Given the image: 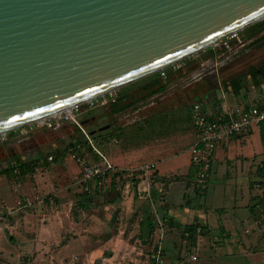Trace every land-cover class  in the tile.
I'll return each mask as SVG.
<instances>
[{
	"label": "rangeland",
	"instance_id": "obj_1",
	"mask_svg": "<svg viewBox=\"0 0 264 264\" xmlns=\"http://www.w3.org/2000/svg\"><path fill=\"white\" fill-rule=\"evenodd\" d=\"M261 22H264V19L254 24ZM244 30L238 33L239 41H242L245 36ZM257 37L258 39L253 38L251 43L239 44V41L233 40L229 43V48L220 53L223 49L221 45L224 39H222L212 47L172 66L176 69L178 65L182 67L183 61L195 59L196 62L193 60L195 63L189 69L181 68L172 72V67L167 68L168 73L163 80L165 83L163 90L154 97L151 96L144 101L137 102L142 111L141 114L150 112L151 108L153 114H171L177 103L185 100L186 90L201 86V90L206 92L208 87L204 81H207L210 89L217 87L216 83L219 81L214 77L216 70L221 74V79L231 77L229 75L232 73L236 75L243 70L245 73L249 68L248 64L252 67L259 66L264 59V32ZM208 49L215 50L213 58L208 55ZM233 51L236 53L238 51L234 57L231 56ZM201 58H207L208 61H202L204 59L199 61ZM226 59H230L225 63L226 66L216 68L217 64H223ZM135 89L136 87L133 90L130 89L129 93L135 95ZM250 93L259 100L264 97V91ZM134 97L138 99V94ZM137 109H128L122 114L111 115L106 108L89 109L87 104H82L81 112L77 113L76 120L80 124L86 120L83 128L89 135L91 130L97 133L99 128L108 127V125L116 127L125 125L126 121L130 123L138 113ZM59 115L0 135V171L9 167V164L19 163L23 158L40 157L32 174L28 173L24 177L18 176L17 178H14L11 172L9 175L0 174V201H4L0 203V264H178L180 258L189 253L195 255V259L190 264H228L216 258L228 254L222 251L225 247L218 237V230L214 229L218 225L216 219L211 216L212 214L204 210L207 213L205 219L210 222V229L209 231L206 229V233L199 236L196 247H191L187 233L183 235L182 231L164 223L162 218L164 212L161 208L162 196L155 190V185L152 184L154 190L151 187V191L156 193L154 197L151 195V198L143 196L142 187H144L145 180L138 187L134 185L136 181H140L138 178L142 175L127 180L129 178L125 177L126 173H124L122 176L126 179L119 178L121 180L117 181L115 175L109 174L104 183L107 186L103 185V188L114 191L116 201L110 203L107 202V197L104 199L98 195L93 199L91 206L84 208L82 201L85 188L89 186L95 191L99 189L95 187L94 181L85 183L82 180V169L76 160L78 156L86 157L90 163H98V165L106 160L112 165L113 173L116 174L120 171L134 170L143 163H149V160L146 157L147 153H141L133 161L129 160L132 161L129 163L126 161L128 158L122 159L120 155L136 152V149L128 148L124 151V145L129 147L133 144H125L117 138L116 141H110L98 136L95 139L90 137L93 146L99 152L98 155L79 129L70 122L63 121L57 128L43 125L44 122L55 121L54 119ZM92 118L93 122H89ZM162 132L148 131L150 134L148 139ZM162 139L157 137L140 150L157 147L162 154ZM193 140L192 138L189 142L192 144ZM73 144H77L75 147L77 150L70 147ZM185 144L183 142L182 147H185ZM169 146L172 144L167 147ZM49 156H52V161L46 164L44 160ZM115 162H123L124 166H115ZM220 170L217 164L212 166L208 189L203 198L199 200L206 209H213L219 199H223V187L233 188L232 192H237L238 196L236 204L242 205L241 193L244 192L242 185L236 186L228 183V178ZM146 175L151 176L149 173ZM193 178L194 173L192 172L191 180ZM149 185L148 182L145 190L149 188ZM127 187L133 190L140 189V192L138 191V194L133 191L127 193ZM253 192L259 194L256 190ZM187 195H189L190 202L197 205V202L193 200L196 197L194 191ZM18 203L21 206L28 204V207L13 212L12 210L16 207H21ZM220 204L223 202L221 201ZM243 210L246 212L245 209ZM148 214L156 221L157 227L151 238L144 243L141 240L138 225L142 215L146 217ZM186 221L193 222L191 218ZM215 236L217 241H215ZM244 236L243 249L245 251L254 253L261 248L259 243L262 239L253 236L252 233ZM248 240L254 242L248 243Z\"/></svg>",
	"mask_w": 264,
	"mask_h": 264
},
{
	"label": "water",
	"instance_id": "obj_2",
	"mask_svg": "<svg viewBox=\"0 0 264 264\" xmlns=\"http://www.w3.org/2000/svg\"><path fill=\"white\" fill-rule=\"evenodd\" d=\"M263 19L264 0H0V135L159 74Z\"/></svg>",
	"mask_w": 264,
	"mask_h": 264
},
{
	"label": "crops",
	"instance_id": "obj_3",
	"mask_svg": "<svg viewBox=\"0 0 264 264\" xmlns=\"http://www.w3.org/2000/svg\"><path fill=\"white\" fill-rule=\"evenodd\" d=\"M212 50L215 51L214 49ZM202 59L205 58H201L199 59V61H201ZM193 60L195 61V59L184 61L182 63V67L180 65L176 66V69L172 67V72H175L176 70L181 68L189 69V67L196 62H193ZM218 65L219 64L216 65V68H218ZM251 69L254 68L252 67L248 69L245 73H243L244 71H241L236 76L225 82L222 80L223 78L220 79V75H217L216 70V75L214 77L215 80L219 81L216 83L217 87L210 89L207 81H204V84H206V86L208 87V91H202V88H200L201 86L194 87L192 90H186V93H184L186 96L185 100H181L179 103H177V106H175L171 114H153V112H151L152 108L150 109V112L152 114L150 112L141 114L142 111L138 107L139 103H137L128 108H138L136 110L138 113H136L134 119H132L130 123L126 121L125 125H118L116 127L108 125V129L97 132L101 134L98 137L106 138L110 141H116L117 138L125 144H133L132 146L128 145L129 147H126V145L123 146L124 151H126L125 148L136 149V152L132 151L130 153H124L120 155V158L122 159L128 158V160L126 161H133L138 156V154L147 153L146 157L149 160V163H143L138 167L152 164L154 168L149 173L151 176L147 175L138 178L140 179V181H136L134 185L138 187V185L143 180H145V182H143L144 187H142V189H144V192L142 193H144L143 196H147L149 198H151V195H153L154 197L156 193L153 192V194L151 191V187L155 185V190L159 195L162 196L161 208L164 212L162 218L164 223L169 225V227H174L175 229L182 231L184 226L199 224L205 228L203 233L204 235L206 233V229L207 231H209L210 229V222L205 219V215H207V213L204 212V210L212 214L211 216L216 219V224L218 225L217 228L214 229L215 231L218 230V237L222 240L224 244L223 247H225L224 249H222V251H224L225 253L227 252L226 254H228L227 256H218L216 258H219V260H223L224 263L228 264H264V204L259 202V194L257 195L253 192V184L259 182L264 178V141L261 138V126H254L247 136L243 138H234L226 146L218 147L214 154L212 162L213 165L217 164L221 169L220 171L224 173V176L226 178H228V183H233L236 186L242 185V189L244 191L243 193H241L242 205L240 203L236 204L238 196L237 192H232L233 188L223 187V199H219V202L213 209H206L205 207H203L202 202H199L200 198H203L205 193L203 195H199L200 193L196 190L193 179L191 180V173L193 171L191 172L192 168L190 164V154L192 146L195 142L196 135L191 117V109L193 104L200 103L202 106V111L206 116L215 117L220 114H226L228 111L236 107L244 108L253 107L255 105L264 107L262 98L259 100L258 97L250 93L252 92L251 87L256 88L255 92L264 91V89L260 90L258 88V85L261 82L257 84L253 81L251 77ZM126 91L127 88L125 86L123 88H120L116 92H113L111 96H115V98H117L118 95H123ZM155 95H157V93L152 97H154ZM109 96L110 95H107L106 98L109 99ZM197 97L199 99H196ZM111 104L112 103H109L105 106H99L96 108H106L109 112ZM128 109H126L125 111H127ZM123 112L117 114H111L110 112L109 113L111 115H119ZM158 114L160 118L162 116V118L165 120L159 121L160 119L159 117H157ZM90 121L93 122V118L89 120V122ZM150 122L155 126V130H150L147 128L148 125H151L149 124ZM82 123L86 124V120L82 121L81 124ZM82 127H84V124L82 125ZM130 131L131 138L126 141L125 136H127ZM148 131L163 132L153 136L152 139H148V137L150 136ZM120 134L123 135V138L119 137ZM157 137H159L160 139L163 138L162 154L158 151L157 147H153L148 150H143V148L142 150H140V148L150 144L152 140L157 139ZM192 138L194 140L191 144V142L189 141L192 140ZM183 142L184 144L186 142L189 143H186L185 147H182ZM170 144H172V146L167 147ZM89 152L91 151L89 150ZM35 157L37 156L32 157V159H34ZM32 159L23 158L17 164L24 163L26 160ZM132 161H129V163H132ZM44 162L46 164L49 163L47 161V158H45ZM14 164L16 163L9 164L8 166L12 168ZM115 166H124V163L115 162ZM9 167L1 169L0 174L9 175V173L11 172L13 177L16 178V176L14 175V171H17L19 177L25 176H22L18 168L16 167L8 171L7 168ZM5 170H7V172H3ZM148 182L150 184L149 188L145 190V186ZM135 186L131 187L135 188ZM131 187H127V193L133 191L138 194L140 192V189L133 190V188ZM152 189L154 190L153 187ZM106 190L107 189H105V191L93 190L92 193L89 194L83 192L84 197L82 206L84 208L91 206L93 199L98 195H101V197H103L104 199L107 197V202L114 203L116 201V195L114 196V191L111 192ZM192 191H194V195L196 196L195 198H193V200L197 202V205L196 203L192 204L190 202V199L188 198L189 195L187 194H191ZM197 192L199 194H197ZM88 201L89 204L87 203ZM221 201L223 202V204H220ZM2 202L4 203L3 200L0 201V203ZM27 207L28 206H25L23 208L16 207V209L12 211H21L26 209ZM243 209H245L246 212H244ZM143 218L144 217L142 215L138 225L139 231L141 229V222ZM189 218H191V220L193 221L192 223H188L186 221V219ZM201 223H204V225H202ZM154 225L156 229V221H154ZM176 225H178V227L180 228H177ZM200 230V232H197L195 244L191 247H196V245L198 244L199 236L202 234V229L200 228ZM249 233H252L253 236L262 239L259 243L261 248L257 252L249 253L243 249V243H245L244 235H249ZM215 241H217V237L215 238ZM249 242L252 241L248 240V243ZM215 251H217V249Z\"/></svg>",
	"mask_w": 264,
	"mask_h": 264
},
{
	"label": "built area",
	"instance_id": "obj_4",
	"mask_svg": "<svg viewBox=\"0 0 264 264\" xmlns=\"http://www.w3.org/2000/svg\"><path fill=\"white\" fill-rule=\"evenodd\" d=\"M233 40L239 41L238 33L232 34L224 39L221 45L222 48L228 49L230 45L229 43ZM159 75L160 77L164 78L165 70L161 71ZM258 88L260 90H263L264 83L261 82L258 85ZM251 91L255 92L256 88L251 87ZM111 94H108L110 95L109 99L106 98V95L98 99L89 101L85 104H87L89 109H92L99 106H105L109 103H113L115 102L116 98L115 96L112 97ZM262 101L264 103V97H262ZM79 112H81V105L63 112L59 115V117L54 119L55 121L44 122L43 125L47 127L57 128L63 121L72 123L74 126H76V128L79 129L90 147L99 155V152L95 149L92 141L90 140V136L83 129L78 120H76V115ZM191 117L196 135L195 142L191 149L190 164L194 173V186L196 190L201 194L208 189L209 175L211 172L214 154L217 148L220 146H226L234 138H243L247 136L252 130V127L258 126L261 122L264 121V107H260L258 105L244 108L236 107L228 111L226 114H220L215 117H208L203 113L201 104L195 103L192 105ZM76 160L82 169V180L85 183L94 181L95 187L102 191L107 186L104 183L109 174L115 175L114 177L117 181H119L121 179H126H124L122 176V174L126 173L125 177L129 178L127 180H130L132 178H138V175L147 176L146 174L150 173L154 168L153 165H144L142 167L135 168L134 170H129L126 172L120 171L118 174H116L113 173L114 168L112 167V165L109 164L106 160L103 162V164L99 165L98 163H90V161L86 159V157L82 156H78ZM47 161L51 162L52 156L47 157ZM14 175L16 176V178L18 177L17 171H14ZM103 185L105 186L104 188ZM253 188L254 190L259 192V202L264 204V178L259 182L254 183ZM13 189L15 190V187H13ZM92 191L93 189L89 188V186L85 188V192L87 194L92 193ZM18 205L21 206L20 203H18ZM27 205L21 206L19 208H23ZM200 231L201 230L199 228L197 232ZM180 259L178 264H190V262L195 259V255L189 253Z\"/></svg>",
	"mask_w": 264,
	"mask_h": 264
},
{
	"label": "trees",
	"instance_id": "obj_5",
	"mask_svg": "<svg viewBox=\"0 0 264 264\" xmlns=\"http://www.w3.org/2000/svg\"><path fill=\"white\" fill-rule=\"evenodd\" d=\"M262 32H264V22L252 25L248 29L244 30L243 34H247V36L245 38L248 40V39H250L256 35L261 34ZM207 51L209 53L208 55L211 58H213L215 55L214 51L212 49H208ZM167 73H168V70L165 69V77L164 78H166ZM251 77H252L253 81L257 84L259 82H264V59L262 60V62L259 66L255 67L254 69H251ZM164 78L160 77L159 74H154V75H151L149 77H146L144 79H141L135 83H132V84L126 86V88H129V89L123 95H120V96L118 95L115 102H113L110 105L109 112L111 114H117V113L123 112L126 109L132 107L133 105L137 104V102L144 101L145 99L150 98L154 94L161 92L165 86L164 82H163ZM135 87H136V89L134 90V92H135V95L138 94V99H135V97H134L135 95H131L129 93V90L130 89L133 90V88H135ZM196 99H199V98L197 97ZM157 117H159V119H160L159 121L165 120L162 118V116L160 118L159 114L157 115ZM157 117H156V119H157ZM149 124H151V125H148L147 128L150 130H155V126L151 122ZM259 125L261 126V138L264 141V121L261 122ZM130 134H131V131H130V133H128L127 136H125L126 141H128L129 138H131ZM100 135L101 134H99V133H97V134L94 133L90 136L92 138H95L96 136H100ZM119 137L123 138V135L120 134ZM125 139H124V141H125ZM76 146H77V144L70 145V147H73L74 149H76L75 148ZM37 160H40L39 156L35 157L32 160H26L24 163L14 164V166H12V168L9 167V168H7V170L9 171V170H12L14 167H16V168H18V170L22 176L26 175L28 173L32 174L34 167L37 166V162H38ZM7 170H5L3 172H7ZM110 188L112 190L114 189L113 187H110ZM206 191H204L201 194H199L197 192V194L203 195ZM87 203L89 204V201ZM176 227L180 228V227H178V225H176ZM198 227L202 229V234H203L205 228L199 224H193L190 226H184L183 227V230H182L183 235L185 233L188 234L191 246H193L195 244V239L197 236ZM154 229H155L154 220L148 214L146 217L143 218V220L141 222L140 235H141L142 242L146 243L151 238V236L154 232Z\"/></svg>",
	"mask_w": 264,
	"mask_h": 264
},
{
	"label": "flooded vegetation",
	"instance_id": "obj_6",
	"mask_svg": "<svg viewBox=\"0 0 264 264\" xmlns=\"http://www.w3.org/2000/svg\"><path fill=\"white\" fill-rule=\"evenodd\" d=\"M259 35H261V34H259ZM246 36H247V34H245V36H243L242 41H239V44L242 43V42H249V43H251V42H252L251 40H253V38H254V39H256V38L258 39V37H257L258 35L254 36V37H252V38H250V39H248V40L245 38ZM248 45H249V44H248ZM230 49H231V48H230ZM222 51L225 52L226 49H221L220 53H221ZM244 51L247 52L246 50H244ZM222 53H223V52H222ZM237 53H238V51H237ZM237 53H236V51H233V53L231 54V56L234 57ZM228 57H229V56H228ZM228 60H230V59H226V60L224 61V63L222 62L223 64H219V65H218L219 68L222 67L223 65L226 66L225 63H226ZM202 61H204V62L206 61V62H207L208 59L205 58V59L202 60ZM229 62L231 63L232 61H229ZM201 63H202V62H201ZM213 63H214V62H213ZM228 64H229V63H228ZM228 64H227V68H228ZM229 65H230V64H229ZM247 66L249 67V68L246 67V68H248V69L252 68V66H250V64H248ZM253 68H255V67H253ZM248 69H247V70H248ZM247 70H246V71H247ZM221 71H222V70H221ZM243 71H244V70H243ZM219 74H220V73H219V71L217 70V75H219ZM232 75H233V76H236L237 74H236V75L232 74ZM232 75H229V76H231V77H225V78H223L222 80H223L224 82H225V81H228V80H230V79L233 77ZM220 77H221V74H220Z\"/></svg>",
	"mask_w": 264,
	"mask_h": 264
}]
</instances>
